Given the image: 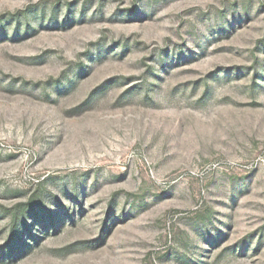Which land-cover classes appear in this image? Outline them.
Masks as SVG:
<instances>
[{
	"label": "rangeland",
	"instance_id": "374dc122",
	"mask_svg": "<svg viewBox=\"0 0 264 264\" xmlns=\"http://www.w3.org/2000/svg\"><path fill=\"white\" fill-rule=\"evenodd\" d=\"M0 264H264V0H0Z\"/></svg>",
	"mask_w": 264,
	"mask_h": 264
}]
</instances>
